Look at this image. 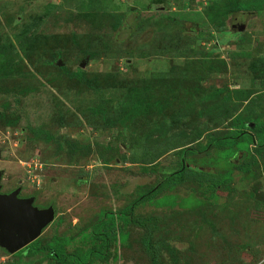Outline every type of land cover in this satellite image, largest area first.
Here are the masks:
<instances>
[{"label":"rangeland","instance_id":"1","mask_svg":"<svg viewBox=\"0 0 264 264\" xmlns=\"http://www.w3.org/2000/svg\"><path fill=\"white\" fill-rule=\"evenodd\" d=\"M263 134L264 0H0L1 189L55 208L34 242L112 215L89 264H264Z\"/></svg>","mask_w":264,"mask_h":264},{"label":"water","instance_id":"2","mask_svg":"<svg viewBox=\"0 0 264 264\" xmlns=\"http://www.w3.org/2000/svg\"><path fill=\"white\" fill-rule=\"evenodd\" d=\"M0 170V182L2 179ZM1 189V183H0ZM19 188L0 192V247L14 254L37 239L55 218V208L34 206V198H18Z\"/></svg>","mask_w":264,"mask_h":264},{"label":"trees","instance_id":"3","mask_svg":"<svg viewBox=\"0 0 264 264\" xmlns=\"http://www.w3.org/2000/svg\"><path fill=\"white\" fill-rule=\"evenodd\" d=\"M246 126V122H242L238 125L237 130L234 132L235 135H232L231 138L234 137V140L236 137H246L249 134L244 130ZM256 128V127H255ZM254 128V129H255ZM233 133V134H234ZM259 139L264 142V134L259 136ZM231 142L233 140H230ZM200 172V171H198ZM188 174L187 170H184L183 168H180L177 172L174 173V176L178 178V180H183L185 179L186 175ZM230 174L227 175L223 180V181H228ZM177 180V181H178ZM171 181V180H170ZM172 182V181H171ZM221 181H218L217 183L220 184ZM128 215V214H126ZM125 217V215L123 216ZM113 216L110 215L108 220L105 221H101L99 223V225L96 227V229L94 230L95 232L93 233V237L94 240H96L97 244L87 250H82V249H75V251L73 252H67L65 250V248L63 247H54L52 245H42L40 242H32V244H35L33 247H29V245L25 246L24 248H22L20 251H18L17 253L19 255H25V254H31V253H36L38 251H42V250H46L47 254L53 258L54 260H56L57 264H89V260L90 258H92L93 256L96 258H103L107 248H108V243H107V239H108V233H102L99 230L100 227H108V223L110 221L113 222ZM144 245L146 246L147 249L151 248L150 243H148L146 240H144Z\"/></svg>","mask_w":264,"mask_h":264},{"label":"flooded vegetation","instance_id":"4","mask_svg":"<svg viewBox=\"0 0 264 264\" xmlns=\"http://www.w3.org/2000/svg\"><path fill=\"white\" fill-rule=\"evenodd\" d=\"M2 188V187H1ZM14 190H16V189H14ZM14 190H10V191H2V189H0V192L1 193H10V192H12V191H14ZM17 197L18 198H29L30 196H24V195H20V192L17 194ZM33 204H34V206H37L36 204H35V202H33ZM37 207H39V206H37ZM39 238V237H38ZM38 238L37 239H35L34 241H36V240H38ZM33 241V242H34ZM32 243V242H31Z\"/></svg>","mask_w":264,"mask_h":264}]
</instances>
